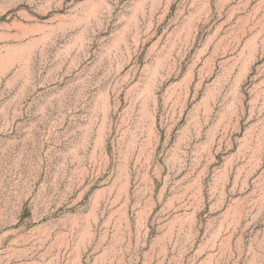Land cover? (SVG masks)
<instances>
[{"label": "rangeland", "instance_id": "rangeland-1", "mask_svg": "<svg viewBox=\"0 0 264 264\" xmlns=\"http://www.w3.org/2000/svg\"><path fill=\"white\" fill-rule=\"evenodd\" d=\"M0 264H264V0H0Z\"/></svg>", "mask_w": 264, "mask_h": 264}]
</instances>
